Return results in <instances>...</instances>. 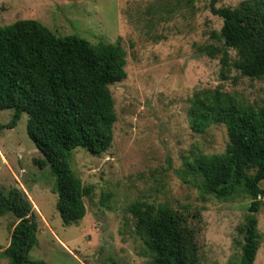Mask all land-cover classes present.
Wrapping results in <instances>:
<instances>
[{
	"label": "rangeland",
	"instance_id": "374dc122",
	"mask_svg": "<svg viewBox=\"0 0 264 264\" xmlns=\"http://www.w3.org/2000/svg\"><path fill=\"white\" fill-rule=\"evenodd\" d=\"M211 1L0 0V28L35 20L58 37L118 43L126 54V78L109 87L116 115L110 148L99 156L77 148L67 162L82 185L92 187L77 223L64 224L56 210V180L49 166L37 165L44 157L27 135V115L14 129H0V191L24 192L36 214L30 261L154 264L130 212L137 204L166 207L185 220L196 231L198 264L240 260V228L252 200L243 193L217 199L201 190V161L224 154L228 136L221 124L193 131L188 110L202 90L264 108V78L245 77L233 67L236 54L220 39L223 21L211 13ZM253 1L216 0L215 7L237 9ZM12 113L0 111V126ZM260 188L264 192V181ZM259 199L253 264H264V195ZM16 224L10 213L0 218V264H8L2 252Z\"/></svg>",
	"mask_w": 264,
	"mask_h": 264
},
{
	"label": "trees",
	"instance_id": "16d2710c",
	"mask_svg": "<svg viewBox=\"0 0 264 264\" xmlns=\"http://www.w3.org/2000/svg\"><path fill=\"white\" fill-rule=\"evenodd\" d=\"M222 19L220 39L233 50V67L248 78H264V0L242 3L237 9L216 8ZM126 54L118 43L91 44L77 36L58 37L35 20H20L0 28V111L12 110L11 121L0 129H14L26 114L27 135L55 177L56 210L64 224L85 216L83 186L70 171L68 159L77 148L93 156L105 153L113 140L116 115L109 87L126 78ZM221 77L227 62L221 61ZM191 129L226 127L224 154L203 159L201 190L217 199L243 193L251 198L240 228L243 236L237 263L253 264L259 249L257 219L264 195V108L254 109L220 90L196 92L188 110ZM135 228L153 255L154 264H198L196 231L169 208L137 204L130 210ZM12 214L17 224L3 256L8 264L30 261L37 244L36 214L24 192L0 191V218Z\"/></svg>",
	"mask_w": 264,
	"mask_h": 264
},
{
	"label": "crops",
	"instance_id": "0c3cea01",
	"mask_svg": "<svg viewBox=\"0 0 264 264\" xmlns=\"http://www.w3.org/2000/svg\"><path fill=\"white\" fill-rule=\"evenodd\" d=\"M0 157L2 158V156L0 155ZM61 245L65 246L62 242H60Z\"/></svg>",
	"mask_w": 264,
	"mask_h": 264
}]
</instances>
